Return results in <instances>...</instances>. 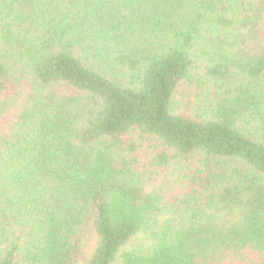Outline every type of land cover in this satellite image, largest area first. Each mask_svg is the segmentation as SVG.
Masks as SVG:
<instances>
[{
	"label": "trees",
	"instance_id": "obj_1",
	"mask_svg": "<svg viewBox=\"0 0 264 264\" xmlns=\"http://www.w3.org/2000/svg\"><path fill=\"white\" fill-rule=\"evenodd\" d=\"M116 262L264 264V0H0V264Z\"/></svg>",
	"mask_w": 264,
	"mask_h": 264
},
{
	"label": "rangeland",
	"instance_id": "obj_2",
	"mask_svg": "<svg viewBox=\"0 0 264 264\" xmlns=\"http://www.w3.org/2000/svg\"><path fill=\"white\" fill-rule=\"evenodd\" d=\"M212 87V86H210ZM210 87L206 88V90L210 89ZM201 103L200 105H204V106H207V101L206 100H203L204 98H201ZM167 180H169L167 177H162L160 179V181H158L155 185L157 187L161 186V183H166ZM160 184V185H159ZM162 219H166V218H169L170 217V214L167 210H165L163 213H162ZM84 247H85V250L87 252L88 255H90L92 253V251L94 250V248L96 247V243H97V240H96V235L92 232V228L91 226L88 227L86 233H85V236H84ZM150 240L148 239V235H143V234H140V235H137V236H134L124 247H123V250H126V249H131L133 248L134 246H139V245H144V246H147L149 244ZM117 264V262L115 263Z\"/></svg>",
	"mask_w": 264,
	"mask_h": 264
}]
</instances>
